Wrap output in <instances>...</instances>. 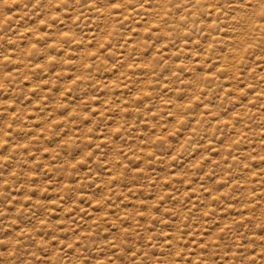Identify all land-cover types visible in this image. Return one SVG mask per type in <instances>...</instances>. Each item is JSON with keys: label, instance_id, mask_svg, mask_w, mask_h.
<instances>
[{"label": "rangeland", "instance_id": "rangeland-1", "mask_svg": "<svg viewBox=\"0 0 264 264\" xmlns=\"http://www.w3.org/2000/svg\"><path fill=\"white\" fill-rule=\"evenodd\" d=\"M0 264H264V0H0Z\"/></svg>", "mask_w": 264, "mask_h": 264}, {"label": "bare ground", "instance_id": "bare-ground-1", "mask_svg": "<svg viewBox=\"0 0 264 264\" xmlns=\"http://www.w3.org/2000/svg\"><path fill=\"white\" fill-rule=\"evenodd\" d=\"M250 20V19H249Z\"/></svg>", "mask_w": 264, "mask_h": 264}]
</instances>
